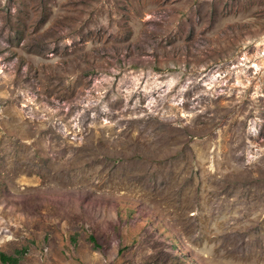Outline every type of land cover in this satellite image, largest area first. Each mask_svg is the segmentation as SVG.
Here are the masks:
<instances>
[{"label": "rangeland", "instance_id": "rangeland-1", "mask_svg": "<svg viewBox=\"0 0 264 264\" xmlns=\"http://www.w3.org/2000/svg\"><path fill=\"white\" fill-rule=\"evenodd\" d=\"M1 253L264 264V0H0Z\"/></svg>", "mask_w": 264, "mask_h": 264}, {"label": "trees", "instance_id": "trees-1", "mask_svg": "<svg viewBox=\"0 0 264 264\" xmlns=\"http://www.w3.org/2000/svg\"><path fill=\"white\" fill-rule=\"evenodd\" d=\"M92 239H95L94 237H92ZM21 253V252H20ZM0 260L4 263H12V264H18L20 258L19 257H14L11 255H7L5 253H1L0 254Z\"/></svg>", "mask_w": 264, "mask_h": 264}]
</instances>
